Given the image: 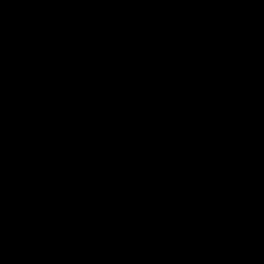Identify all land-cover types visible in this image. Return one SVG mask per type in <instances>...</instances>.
Masks as SVG:
<instances>
[{"label": "water", "instance_id": "95a60500", "mask_svg": "<svg viewBox=\"0 0 264 264\" xmlns=\"http://www.w3.org/2000/svg\"><path fill=\"white\" fill-rule=\"evenodd\" d=\"M7 1L22 15L14 36L23 42L34 38L45 15L61 13L74 3ZM113 21V15L100 10L89 14L85 25L105 31ZM259 22L264 24V0H133L132 18L115 28L119 43L106 39L101 48L107 65L118 69H83L75 73L85 81L89 92L112 103L111 119L90 111L80 117L83 123L96 126L93 133L80 137L106 145L120 157L121 173L113 172L103 162L93 163L102 176L106 198L120 211L85 222L78 212L82 192L59 180L60 172L69 165L65 158L53 166L44 181H27L19 194H14L13 182L0 181V213L10 220L8 231L0 236V264H90L134 258L194 235L207 241L241 242L252 264H264V243L257 241L264 236V208L228 209L190 199L187 186L159 166L161 134L146 122L138 100L121 89L168 82L170 91L184 99L198 94L243 92L264 70V39L228 41L219 47L206 44L194 61L183 67L132 73L128 64L139 53L191 43L227 25ZM71 44L75 55L99 51V43L86 29L76 30ZM192 121L193 115L186 137L203 134L193 129L200 122L194 119L191 127ZM147 224L153 225L154 231L140 234L138 229ZM55 229L61 236L43 238Z\"/></svg>", "mask_w": 264, "mask_h": 264}, {"label": "trees", "instance_id": "16d2710c", "mask_svg": "<svg viewBox=\"0 0 264 264\" xmlns=\"http://www.w3.org/2000/svg\"><path fill=\"white\" fill-rule=\"evenodd\" d=\"M132 2L74 0L68 10L50 13V18H56L57 25L46 22L31 41L23 42L14 36L22 23L21 13L12 8L7 0H0V73H5L7 67L18 61L23 53L30 56L31 51H38V60L44 63L30 72L31 90L35 96L44 95L50 103H55L50 113L79 109L80 103L86 102L90 93L81 88L75 72L96 67L97 63L87 55H72L68 47L58 42L82 26L84 18L95 10L109 12L115 24H122L129 18ZM245 38L264 39V24L227 25L191 43L171 46L159 52L136 54L130 60L128 70L140 73L175 65L188 66L206 44L219 47L225 42ZM129 88L140 100V111L146 122L158 127L163 136L159 166L187 186L190 199L228 209L264 208V71L256 84L243 92L198 94L189 99L176 97L167 84ZM8 90L0 82V96ZM192 111L205 121V140L200 145H191L186 141V126ZM226 121H234L235 124L229 125ZM21 135L24 137L9 135L5 131V135L0 136V180L13 182L16 186L24 182L25 174L33 177L40 168L38 163L42 161L41 157H28L24 161L16 159L14 144H24L27 134L21 131ZM87 144L89 146L91 142ZM107 150L110 151V148L104 149ZM89 151L93 160H102L104 153H100L99 148H89ZM111 151L113 156L104 159L103 163H113L118 169L120 165L115 160L118 155ZM82 167H88V177L80 169L76 175L69 173L67 178L78 185L87 187L90 182L93 186L98 203L92 207L87 202L85 209L91 210L98 218L116 215V205L106 198L99 182L102 177L99 169L93 164L80 165ZM81 191L84 194L85 191ZM138 231L148 235L154 231V226L147 224ZM43 238L47 239L48 235ZM111 261L115 264H252L241 242L207 241L197 235L177 239L134 258L120 257Z\"/></svg>", "mask_w": 264, "mask_h": 264}, {"label": "flooded vegetation", "instance_id": "af4514ba", "mask_svg": "<svg viewBox=\"0 0 264 264\" xmlns=\"http://www.w3.org/2000/svg\"><path fill=\"white\" fill-rule=\"evenodd\" d=\"M88 15L84 18L82 26L74 29L69 34L68 43H71V36L76 30L86 29L90 36L95 39L97 43H99V51H89L83 54H79L87 55L92 60H95L97 63L96 67H87L84 69L99 70L102 68H109L110 65H107L108 59L103 57L101 53L102 44L106 39H112L113 43L117 45L119 43L120 38L116 36L115 28L124 24H115V22L113 21V25L107 30L95 31L94 27H87L85 25V20ZM58 43L66 47L67 41L61 40ZM68 49L71 51L72 54V44H70V48ZM21 59H23L22 63H20ZM38 59L40 58L31 57V55L29 56V54L23 53V56L19 58L18 61H16L15 63L12 62L11 65L7 67V71L5 73H0V82H3L5 87L9 89L7 93H4L0 96V121H9V123L2 125L1 127L9 135L16 134L18 137H24L22 135L20 136L21 131L25 132V134L28 135V132L31 130L29 133L30 135H33V140L37 141L36 145L46 147L50 151L49 158L57 159L58 163L61 158H65L69 162V158H72L74 156L75 147L79 146L80 144H85L87 142H91V148H99L100 153H103V148L106 145L95 144L90 139H82L80 137V135H90L96 128L95 125L83 123V119L80 117L83 114L89 113L87 111H90L93 114L96 113L97 115L102 117H104L105 115L107 116V118L111 119L112 103L110 105V112L105 110L106 108H104V106L102 105L103 101H108L110 99L104 98L101 95H94L89 92L85 81L75 75L77 78H79L78 82L81 88H86L90 93L88 100L86 102L82 101L80 103L79 109L65 111L59 114H56L54 112L50 113L49 110L52 106L55 105V103H50L48 100H46V97L44 95H41V97L37 98L35 96V93L31 90L32 84L30 80V72L32 73L33 69L37 68L38 66H42V64L44 63L43 61V63L38 64L35 61ZM231 92L234 93L236 91ZM52 100L54 101L55 98H53ZM192 112L193 121L194 119L198 120L200 122V125L198 128H195V124H193L192 121L190 126L192 127L193 124V129L201 131L203 134H205V121L200 119V117L198 116V114L195 113V111ZM25 113H27L26 116ZM192 115L188 118L186 129L187 127H189L188 123L190 122ZM94 119L96 118L94 117ZM83 130H87V132L83 133ZM41 157L43 158V154L41 155Z\"/></svg>", "mask_w": 264, "mask_h": 264}, {"label": "rangeland", "instance_id": "374dc122", "mask_svg": "<svg viewBox=\"0 0 264 264\" xmlns=\"http://www.w3.org/2000/svg\"><path fill=\"white\" fill-rule=\"evenodd\" d=\"M228 1L229 0H219L220 3H225V2H228ZM94 12H98V10H95ZM56 14H58V13H56ZM131 18H132V6H131V12H130L129 18L125 22H123L122 24L127 23V21L129 19H131ZM46 22H49V24H53V25H57L58 24L56 18H50V13H48L47 15H45L43 17V25ZM135 38H138V37H135ZM68 39H69V35L65 36V38L62 39V40L63 41L66 40L67 41L66 47L70 48V44L71 43L70 42L68 43ZM38 54H40L38 51H31V57H38L37 56ZM42 54H45V53L42 52ZM20 55H22V54H20ZM109 68H113L115 70L118 69V68H115L113 65H110ZM161 84H163V85L167 84L168 87H169V83L168 82H164V83H161ZM129 87H132V86H122V90L126 94H128L129 96H131V97L136 99L135 92L133 93L130 90ZM99 98H101V97H99ZM138 101L140 102L139 99H138ZM102 105L104 106V108H106L105 110L109 111L110 108H111L110 107L111 101L110 100L103 101ZM26 114L27 113H25V116H26ZM7 123H9V121H6V120L0 121V136H1V134L5 135V131H4V129L1 126L5 125ZM226 123L229 124V125L235 124L234 121H226ZM153 127H155V126H153ZM156 129L158 130V127ZM27 132H28V130H27ZM29 132H28V135L25 136L24 144H20V143L19 144L18 143L14 144L16 159L19 158V159H22V161H24L28 157H31L32 159H36V158L41 157L42 154H43V158L41 157L40 159L42 161H41V163H38V166H40V168L38 169V172L36 174H34L33 177H29L28 174H25L23 176L24 182L22 184L16 186L14 194L21 193L26 188V182L27 181H43L45 179V177L47 176V174L51 171L53 166H55L58 163L57 159L49 158L50 151L46 147L37 146L36 145L37 141L33 140V137H32L33 135H30ZM86 132H87V130H83V133H86ZM159 133H160V131H159ZM162 139H163V136H162ZM204 140H205L204 139V134H196V133H194V134L189 135V136L186 137V141L189 144H191V145H200V144H202L204 142ZM86 144H80L79 146L75 147L74 156L72 158H69V166H68V168H66L60 174V182H61V184L70 185V186H72L74 188H77L80 191L81 190L85 191L84 194H83V203H82V206L79 207L78 212L81 215V217L83 218V220L85 222L89 223L92 220L98 218L91 210L87 211L85 209V206H84L85 203H87V202H89L92 207H94L98 203V200L96 199V195L93 193V186H91L90 182H88V186L87 187H85V185H78L77 183H73V182H71V180L69 178H67V175L69 173L76 175V174H78L81 171L80 169H82V170L85 171L86 177H88V175L90 174L88 172V170H87L88 167L80 168V165L91 166L94 162H103V160L106 159L107 157L113 156L114 152L111 151L113 149H110V151L109 150L103 151L104 154H103V156L101 158L102 160L96 161V160H93L91 158L93 156V154L89 151V148H91V146L90 145L88 146V144L87 145ZM105 148H107V147L105 146L103 148V150ZM115 160H116V163L118 164V166L120 165L118 169L115 167V164H113V163L110 164V165H107L105 162L104 163L107 165V167H109L115 173L123 172V167L121 165L120 157L118 156V158L115 159ZM0 181H7V180L1 179ZM99 182H101L102 187H103L102 177L99 179ZM201 204H209V203H201ZM116 207H117L118 212H119L121 208L119 206H116ZM9 226H10V220L7 218L6 214L5 213H0V236H2L4 233H6L8 231ZM158 234H162V232H159ZM46 235H48L47 239H51V238L56 237V236H61L59 229H55L51 233H48ZM257 241L260 242V243H264V240L262 239V237L259 238ZM111 260L103 261V262H106V264H115V263H110V262H112Z\"/></svg>", "mask_w": 264, "mask_h": 264}, {"label": "bare ground", "instance_id": "6f19581e", "mask_svg": "<svg viewBox=\"0 0 264 264\" xmlns=\"http://www.w3.org/2000/svg\"><path fill=\"white\" fill-rule=\"evenodd\" d=\"M129 62H130V61H129ZM175 66H176V65H175ZM179 66H180V65H179ZM182 67H183V66H182ZM263 71H264V70H263ZM261 72H262V71H261ZM261 72H260V74H261ZM260 74H259V76H260ZM259 76H258V77H259ZM257 79H258V78H257ZM257 79H256V81H257ZM138 102H139V101H138ZM192 113H193V112H192ZM61 173H62V172H60V174H61ZM60 174H59V176H60ZM59 178H60V177H59ZM59 180H60V179H59ZM60 183H61V182H60ZM81 192H82V191H81ZM82 195H83V194H82ZM78 209H79V208H78ZM262 237H263V236H262ZM259 238H261V237H259ZM259 238H258V239H259ZM258 239H257V240H258ZM242 244H243V243H242Z\"/></svg>", "mask_w": 264, "mask_h": 264}]
</instances>
